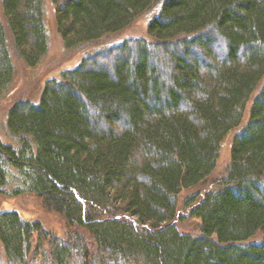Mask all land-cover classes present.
<instances>
[{
  "label": "trees",
  "instance_id": "trees-1",
  "mask_svg": "<svg viewBox=\"0 0 264 264\" xmlns=\"http://www.w3.org/2000/svg\"><path fill=\"white\" fill-rule=\"evenodd\" d=\"M47 6L68 50L153 12L146 38L99 45L9 110L21 149L0 159L65 235L1 210L0 264H264V0H0V93L12 51L45 56Z\"/></svg>",
  "mask_w": 264,
  "mask_h": 264
},
{
  "label": "rangeland",
  "instance_id": "rangeland-1",
  "mask_svg": "<svg viewBox=\"0 0 264 264\" xmlns=\"http://www.w3.org/2000/svg\"><path fill=\"white\" fill-rule=\"evenodd\" d=\"M153 11H150L141 16L131 27L125 32L112 37L109 41H100L94 45L82 46L75 49H65L62 41L57 34L51 11L49 6L46 7L45 23L47 27L48 47L45 56L39 64L33 68L27 67L12 51L11 60L14 69V77L8 88L0 93V143L18 152L21 149V144L18 142L19 137H11L6 130V118L9 110L17 102H26L33 105L37 104L41 96L44 84L49 80H58L61 72L75 68L82 57L94 48L101 46H111L119 44L126 38H146L147 28L146 22L149 20ZM13 48L10 46V50ZM233 132L225 138L220 151V158L216 170L209 179V183L213 179L221 177L225 173V169L229 162V144ZM0 167L5 171V185L0 188V211H17L25 220L37 221L48 231L64 236V224L59 216L52 212H46L40 204V201L33 195L29 194L24 183L25 177L21 170H18L0 159ZM209 189V190H208ZM215 188L206 185L189 190H184L178 196V214H187L183 210L184 199L197 192L204 193L214 190ZM18 191L22 192L21 194ZM201 191V192H200ZM193 220L189 218L183 222H178L177 227L180 232L190 231L195 227Z\"/></svg>",
  "mask_w": 264,
  "mask_h": 264
}]
</instances>
